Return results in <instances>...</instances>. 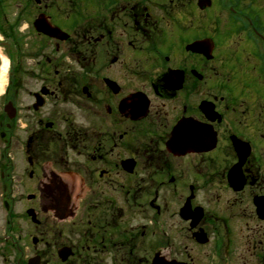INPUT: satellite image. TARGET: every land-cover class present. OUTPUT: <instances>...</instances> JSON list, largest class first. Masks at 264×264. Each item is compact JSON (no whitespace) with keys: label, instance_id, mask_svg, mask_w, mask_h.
Returning a JSON list of instances; mask_svg holds the SVG:
<instances>
[{"label":"flooded vegetation","instance_id":"obj_1","mask_svg":"<svg viewBox=\"0 0 264 264\" xmlns=\"http://www.w3.org/2000/svg\"><path fill=\"white\" fill-rule=\"evenodd\" d=\"M5 60L0 264H264V0H0Z\"/></svg>","mask_w":264,"mask_h":264},{"label":"water","instance_id":"obj_2","mask_svg":"<svg viewBox=\"0 0 264 264\" xmlns=\"http://www.w3.org/2000/svg\"><path fill=\"white\" fill-rule=\"evenodd\" d=\"M36 27L39 31L45 33V34H48L50 36H53V37H59L61 39H65L67 38V35H65V33L59 29V28H55L53 26H51L50 24L48 23H45L43 21H37L36 22ZM62 33L64 34V36H61ZM43 104V101H40L39 102V105H42Z\"/></svg>","mask_w":264,"mask_h":264},{"label":"bare ground","instance_id":"obj_3","mask_svg":"<svg viewBox=\"0 0 264 264\" xmlns=\"http://www.w3.org/2000/svg\"><path fill=\"white\" fill-rule=\"evenodd\" d=\"M8 68H9L8 61L5 60L4 67L2 69V74L0 77V93L3 92L8 82Z\"/></svg>","mask_w":264,"mask_h":264},{"label":"rangeland","instance_id":"obj_4","mask_svg":"<svg viewBox=\"0 0 264 264\" xmlns=\"http://www.w3.org/2000/svg\"><path fill=\"white\" fill-rule=\"evenodd\" d=\"M4 53H5V52H4ZM3 57H4V56H3ZM5 57H6V56H5ZM5 57H4V58H5ZM78 183H80V182H78ZM77 187H78V186H77ZM26 223H27V222H26ZM22 243H23V241H21V244H22Z\"/></svg>","mask_w":264,"mask_h":264}]
</instances>
